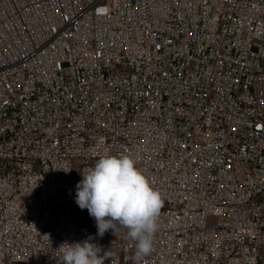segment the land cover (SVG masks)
I'll return each instance as SVG.
<instances>
[{
  "label": "built area",
  "instance_id": "1",
  "mask_svg": "<svg viewBox=\"0 0 264 264\" xmlns=\"http://www.w3.org/2000/svg\"><path fill=\"white\" fill-rule=\"evenodd\" d=\"M104 153L161 194L140 264H264V0H0V264H137L75 202Z\"/></svg>",
  "mask_w": 264,
  "mask_h": 264
},
{
  "label": "clouds",
  "instance_id": "2",
  "mask_svg": "<svg viewBox=\"0 0 264 264\" xmlns=\"http://www.w3.org/2000/svg\"><path fill=\"white\" fill-rule=\"evenodd\" d=\"M76 185L75 202L87 209L94 218L99 237L118 226L127 229V236L135 241V260L154 251V235L162 208L160 192L151 185L136 161L129 155L104 153L94 167L81 174ZM93 237L67 244L61 264H104L101 249L91 243Z\"/></svg>",
  "mask_w": 264,
  "mask_h": 264
}]
</instances>
